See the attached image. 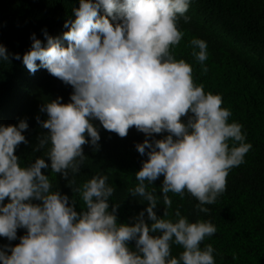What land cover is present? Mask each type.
<instances>
[{
	"label": "clouds",
	"instance_id": "clouds-1",
	"mask_svg": "<svg viewBox=\"0 0 264 264\" xmlns=\"http://www.w3.org/2000/svg\"><path fill=\"white\" fill-rule=\"evenodd\" d=\"M191 4L79 0L75 19L67 20L69 30L62 36L44 30L46 43L35 33L31 36L23 65L32 74L46 69L73 92L68 103L58 97L41 107L47 119L37 121L48 131L34 151L47 150L27 166L16 152L28 144V121L0 125V237L20 241L0 246V264H216V249L202 244L217 227L210 220L190 222L179 209L175 219L169 218L173 202L168 194L183 199L188 193L198 201V213H209L206 205L215 204L226 191L230 171L245 163L253 145L246 142L243 125L230 122L232 112L222 106V95L206 92L195 82L193 66L173 53L185 36L179 24L190 21L186 14ZM190 47L207 73V42L193 38ZM12 59L21 56L0 44V61ZM96 121L121 138L132 128L146 135L136 149L147 159L129 192L147 202V220L141 211L134 223L119 222L120 205L110 208L115 189L106 175L76 185L75 176L87 158L84 146L99 151ZM155 134L166 135L156 139ZM49 168L68 181L71 201L53 190L42 171ZM160 177L163 217L156 212L160 201L155 188L148 190ZM20 229L26 230L22 237ZM173 244L183 248L179 256L172 255Z\"/></svg>",
	"mask_w": 264,
	"mask_h": 264
},
{
	"label": "trees",
	"instance_id": "trees-1",
	"mask_svg": "<svg viewBox=\"0 0 264 264\" xmlns=\"http://www.w3.org/2000/svg\"><path fill=\"white\" fill-rule=\"evenodd\" d=\"M78 7L79 0H0V44L5 45L9 53L21 56V60L12 59L11 63L0 61V125L28 121L29 129L24 133L28 144L22 143L16 152L26 166L44 157L47 150L34 151L38 138L48 131L37 121V117L47 119L41 107L58 97H63V103L70 102L73 88L46 69L32 74L23 65L22 57L31 49L34 33L46 43L44 30L53 37L68 31L64 24L75 19L73 9ZM186 15L191 19L188 23L180 20L179 27L185 36L173 49L174 55L193 66L195 82L203 84L206 92L222 95V106L232 112L230 122L243 125L246 142L253 147L246 154L245 163L230 171L226 191L215 204L206 205L209 213H198L195 207L198 201L190 194L185 193L182 199L169 193L173 202L168 209L169 218L175 219L179 209L190 222L210 220L217 232L206 238L202 247L213 245L216 264H264V0H192ZM193 38L203 39L208 44L207 73L191 54ZM95 124L101 134L99 151L90 145L84 146L87 158L75 176L76 185H82L97 174L106 175L107 183L115 189L110 208L120 205L119 222L134 223V218L148 206L129 192L138 184L135 173L147 159L136 149L146 135L132 128L127 137L121 138L104 130L99 121ZM163 135L166 134H155L154 138L162 139ZM48 163L50 165V160ZM42 171L49 176L53 190L59 189L71 201L74 193L68 181L50 168ZM162 184L163 177H160L148 187L149 191L155 188L159 197L156 212L160 217L165 211ZM76 198L79 212L82 202L78 195ZM25 234L26 230H18V237ZM19 242V239L9 242L0 237V246L8 243L15 246ZM130 247L135 248L134 241ZM182 251L181 246L172 245L173 256H179Z\"/></svg>",
	"mask_w": 264,
	"mask_h": 264
}]
</instances>
